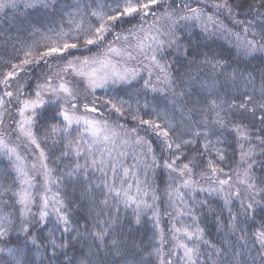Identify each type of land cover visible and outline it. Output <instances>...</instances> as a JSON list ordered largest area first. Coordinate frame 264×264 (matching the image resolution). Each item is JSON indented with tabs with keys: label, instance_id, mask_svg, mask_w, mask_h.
<instances>
[{
	"label": "snow or ice",
	"instance_id": "6c2138e0",
	"mask_svg": "<svg viewBox=\"0 0 264 264\" xmlns=\"http://www.w3.org/2000/svg\"><path fill=\"white\" fill-rule=\"evenodd\" d=\"M18 7L44 15L16 37L6 35L0 47V264H35L33 249H43L41 255L49 245L53 255L66 249L81 234L69 213L83 199L94 205L99 200V230L92 235L102 242L111 226V221L102 226L104 209L119 213L123 205L132 210L134 223L145 222L142 217L153 221L154 250L143 249L146 257L137 252L140 259L133 264H153V256L156 264H202L200 244L214 245L198 226L196 207L207 201L196 200L195 192L223 196L229 228L242 233L243 247L255 249L264 264V217L249 235L230 207L233 195L240 199L244 223L254 219L257 207L264 211V178L258 184L254 174L257 148L264 155V77L258 96L249 78L239 101L225 100L214 94L221 79L234 84L243 72H229L228 59L217 52L189 59L193 53L181 36L189 27L208 36L227 33L237 55L264 54V0H197V7L189 0H0L5 15ZM221 17L238 30L229 29ZM181 60L194 70L173 78L172 67ZM98 89L106 95L98 96ZM149 92L159 97L149 102ZM249 113L251 123L237 121ZM225 133L234 134L238 145L234 166L227 165L235 182L225 172L227 153L219 147ZM259 166L264 168V162ZM157 170L166 173L169 238L160 227ZM77 185L80 195L68 197L66 189L75 191ZM235 185L249 195L242 198ZM41 229L46 236L34 234ZM57 231L71 235L58 241ZM113 244L118 247L115 239ZM165 244H170L167 254ZM215 255L220 257L221 249ZM239 255L234 253L230 264H244Z\"/></svg>",
	"mask_w": 264,
	"mask_h": 264
},
{
	"label": "trees",
	"instance_id": "16d2710c",
	"mask_svg": "<svg viewBox=\"0 0 264 264\" xmlns=\"http://www.w3.org/2000/svg\"><path fill=\"white\" fill-rule=\"evenodd\" d=\"M240 2V0H237ZM192 7H197V0H189ZM43 10L36 12L32 10H25L22 7L16 9L8 10L7 15L0 12V47H2V41L6 35L10 37H16L18 33H22L23 29L29 26V22L32 20L40 19L43 17ZM223 23L232 30H238L235 25L231 24L227 19L221 17ZM23 21V23H22ZM182 42L185 46L189 48V51L193 53L189 59L199 60L200 54L208 51L217 52L222 54L229 61V72L232 69H236L238 72H243V78H239L233 84L231 81L226 82V78H222L217 92L214 94H219L225 100H231L236 97L239 101L240 96L245 91V85L249 78H252L255 84V95H259V88L261 84L262 77H264V54L257 53L254 56H244L237 55V48L235 47L234 38H230L227 33L216 32L214 35L208 36L201 32L199 27H189L182 30L181 32ZM174 55V53H173ZM194 70V65L189 66L187 62L181 60L180 63H176L172 67L173 78L178 75L183 76L184 73ZM36 71H39L37 69ZM132 92L135 93L136 89L132 86ZM247 91L249 94H253V85H247ZM97 95L104 97L106 95L105 90H98ZM108 96L114 95L112 90H108ZM159 97V94H153L149 92L147 94V100L153 102V96ZM127 98V97H125ZM135 99L133 97V106L135 107ZM141 105L145 102V96L140 95L138 97ZM176 117L179 118L180 113L177 112ZM112 118H115L114 116ZM199 120L201 117L197 114L194 117ZM232 117L230 116L229 119ZM243 119L245 123H251V114H246L244 117H237ZM123 123V120H121ZM255 133V129H250ZM225 143L219 145L225 149L227 153V160L225 162V172L232 175V180L235 182V176L231 173L228 162H231L234 166L235 161L233 159L234 151L238 153V145L235 142L234 134L225 133L224 137ZM155 146V145H154ZM47 148L52 151H58V148H52L49 144ZM238 158V156H237ZM257 160V165L254 168V174L257 179V183H260L261 178H264V168L259 166L260 162H264V155L259 154V148H257V155L254 157ZM65 163H68L67 161ZM70 166V165H69ZM63 168V165H59ZM59 173H54L58 175ZM199 179V177H195ZM221 179H226L227 176L224 173L220 174ZM166 179V173L161 174L160 170H157V179L155 184L158 189V194L161 197V224L160 227L165 230L166 238L168 237V229L171 227V221L165 214V209H168V201L165 195V188L167 185L163 182ZM200 181L201 185L205 188L209 186L210 182ZM40 184V181H39ZM38 185V184H37ZM213 187H218V185H213ZM239 187L242 193V198L249 195L243 190V186L235 185ZM39 188V187H38ZM226 191H229L228 186H225ZM62 191H65L62 189ZM234 191V189H231ZM68 197L79 196L80 186L77 185L75 191L73 188L69 187L66 189ZM196 200H206L207 203L203 206L198 205L196 207V215L198 219V226L203 229L204 238L207 239L214 248H208L203 244H200L202 264H230L233 259L234 253H239L240 255L236 259H242L244 264H253V258L255 264H261V257L255 249L251 252L247 248L243 247L244 241L239 240L238 237L242 235L241 232L237 231L235 234L229 228V224L232 223L229 207L225 206L224 198L220 194L213 193L209 195L207 192H195L193 193ZM99 196V193H97ZM186 199L191 203V196L186 197ZM259 199V197H257ZM250 201L244 199V203L247 204ZM83 204V207L80 205ZM99 200L95 201V205L92 201L88 199H83L79 202H74L69 215L73 221V227H80V236L76 239L71 240L69 246L61 251L57 249L55 255H53L51 246L49 245L48 251L45 255H41L43 249L37 251L33 249L32 255L35 259V264H40L43 260V264H68L69 260L73 261V264H133V261H138L140 255L136 253L139 252L141 255L147 256L143 252V249L147 248L148 251H153L154 249L150 245L155 244V239L153 238L154 228L153 221L148 219V217H142L141 224H136L133 222V213L131 209L125 210L123 205L120 206L119 213L116 212L114 208L104 209V213L100 217L102 221V226L108 227L107 224L103 222L111 221V226L108 227V235L104 237L103 242L96 239L93 232L99 229L95 227V213L100 211ZM231 214L237 216L236 223L239 227L244 229L249 235L256 231L260 226V220L264 217V211H261L257 207L254 219H249L247 223L243 222V210L240 208V199L236 198L234 195L232 197ZM94 208V211H92ZM170 211V209H168ZM92 211V216L87 217V223H85L87 212ZM252 213L249 216L252 217ZM185 221L191 224L190 218L185 217ZM51 226V225H49ZM179 226V224L177 225ZM87 231H84V228ZM41 236H46L47 233L42 229L38 232H34ZM68 235L62 234L60 231L56 232V239L59 241L62 237L67 239ZM116 240L118 247L113 244V240ZM47 243V241H46ZM251 247V245H249ZM258 247V246H257ZM170 244H165L164 251L167 254ZM221 249L220 257L215 255V249ZM212 253L211 258H207L208 254ZM49 257H52L49 260ZM166 258L167 255H166ZM174 259V257H173ZM153 264H156L155 257H152Z\"/></svg>",
	"mask_w": 264,
	"mask_h": 264
},
{
	"label": "rangeland",
	"instance_id": "374dc122",
	"mask_svg": "<svg viewBox=\"0 0 264 264\" xmlns=\"http://www.w3.org/2000/svg\"><path fill=\"white\" fill-rule=\"evenodd\" d=\"M98 90H101V89H98ZM97 90V91H98ZM133 163V161H132V159H131V157H129L128 159H127V164H129V165H131ZM141 179H143V177H141ZM207 183V182H206ZM37 184H38V187H39V181L37 182Z\"/></svg>",
	"mask_w": 264,
	"mask_h": 264
}]
</instances>
